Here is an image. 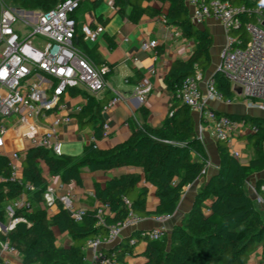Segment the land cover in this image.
<instances>
[{"label":"trees","instance_id":"obj_1","mask_svg":"<svg viewBox=\"0 0 264 264\" xmlns=\"http://www.w3.org/2000/svg\"><path fill=\"white\" fill-rule=\"evenodd\" d=\"M61 1L64 0H8L7 3L22 9L47 11ZM162 1L169 4L166 18L182 30L185 38L193 40L196 47L189 59L173 62L165 78L174 98L160 126H152L146 120L135 123L128 141L111 149L96 148L92 141L78 156H56L44 147L30 148L22 160V182L11 179V160L7 155H0V225L7 223L8 204L23 194L31 203V209L15 210L14 218L23 217L26 221L18 222L12 230H0V241L9 239L22 256L21 262L13 264H91L85 254L89 239L105 235L108 226L124 220L130 209L141 217L173 215L184 187L207 176L208 150L197 134L192 109L177 96L175 87L196 70L204 74L208 72L212 66L214 36L206 25L200 27L192 21L185 0ZM225 1L253 4L249 0ZM102 2L95 1L94 5ZM114 5L118 13L127 15L133 22H138L145 14L155 16L161 12L145 6L144 0H114ZM128 8L130 12L127 14ZM163 50L160 48L158 54ZM96 63L105 65L99 59ZM212 76L224 97L233 98L234 92L224 74L216 70ZM137 77L135 82L144 78L140 73ZM71 93L85 94L87 102L77 114L79 121L83 124L86 121L99 122L94 137L97 140L103 138L105 102L79 89H72ZM143 114L147 115L145 109ZM229 115L256 126V131L248 135L256 156L244 164L230 153L228 144L220 140V166L198 191L191 212L182 224L174 227L170 240L167 236L163 239L144 237L141 230H136L132 238L106 250L111 260L126 264V256L133 252L137 242L144 240L147 243L146 264H249L257 244H263V260L258 264H264V216L247 187L250 177L264 170V117ZM86 167L105 172L123 167L140 169L146 183L155 187L159 199L157 207L153 211L148 208V187H139L141 173L129 171L112 177L104 186L95 184L97 199L110 208V213L104 216L105 225H98L96 208L87 209L80 222L62 203H56L57 210L50 214L44 197L48 185L46 173L58 177L64 184L75 182L81 185ZM28 184L32 189L26 188ZM258 189L264 199V190L261 186ZM56 230L71 236L72 243L59 245Z\"/></svg>","mask_w":264,"mask_h":264},{"label":"built area","instance_id":"obj_2","mask_svg":"<svg viewBox=\"0 0 264 264\" xmlns=\"http://www.w3.org/2000/svg\"><path fill=\"white\" fill-rule=\"evenodd\" d=\"M82 1L64 0L54 8L42 11L22 9L0 0V155H7L11 160L12 180L22 182V160L28 149L44 147L56 156L64 154L60 129L71 123L84 106H72L67 100L71 97L72 89L96 95L107 88L105 75L109 67L97 66L79 43L80 36L87 42H97L105 32V25H79L76 13ZM249 1L253 4L185 0L196 25L204 26L207 19L214 18L224 28L226 41L217 70L229 80L233 98L224 97L213 76L205 79L201 70H196L175 87L183 103L189 105L199 121L202 124L206 122L218 141L226 142L230 153L238 158L241 152L234 145L237 132L243 128L246 133H254L257 128L218 112L212 103L223 101L231 105L242 101L250 111L264 112V2ZM103 2L116 9L114 0ZM19 23L31 27V32L21 35L16 28ZM33 37H39L37 44ZM158 45V40L147 39L141 48L148 51ZM151 90L152 85L145 77L134 85V94L141 102L146 101ZM122 100L124 97L117 93L104 110H109ZM108 129L109 125L105 124L104 137ZM92 141L98 148L97 139L93 137ZM47 177L44 197L48 208L62 203L78 222L82 221L87 209L77 207L72 190L62 182L57 185L58 177ZM26 188L32 189V186L28 184ZM126 203L130 207L128 199ZM23 207L31 209L25 194L15 200L13 206H9L11 223L7 231L14 229L18 222L26 221L23 217L14 218L16 208ZM96 209L98 225H105L104 216L110 213L109 206L101 204ZM169 216L158 215L157 220L161 224L143 230L142 235L151 239L166 237L168 231L164 221ZM141 221L142 217L130 209L124 220L108 226L105 235L87 241L85 249L92 252V257L86 259L91 264H120L110 259L104 247L113 245L124 229L136 228ZM17 254L16 246L9 239L0 241V264H13L11 257Z\"/></svg>","mask_w":264,"mask_h":264},{"label":"crops","instance_id":"obj_3","mask_svg":"<svg viewBox=\"0 0 264 264\" xmlns=\"http://www.w3.org/2000/svg\"><path fill=\"white\" fill-rule=\"evenodd\" d=\"M94 3L95 1L93 0H83L81 7L76 13V19L79 25L90 24L93 27L105 22L103 24L105 25V32L97 42L91 43L84 39H79V43L85 54L96 65V59H99L109 67V71L106 74L107 88L94 96L98 100L105 102L104 108L117 93L124 97V100L109 110L103 109L102 111V130H105V124L109 125V129L107 136L97 140V146L102 149H111L129 140L132 133V126L135 123H142L146 120L152 126H160L162 124L170 111L174 98V93L168 87L165 78L173 62L179 59L187 60L192 56L196 44L193 40L185 38L182 30L166 18L169 8L167 2L162 0H144L145 6L157 8L161 12L155 16L145 14L138 22H133L127 15L123 16L118 13L115 8L105 2L100 3L98 6L94 5ZM129 12L130 9L128 8L127 14ZM205 25L214 36V45L211 49L212 66L205 74V79H207L218 69L226 36L224 28L218 20L209 18ZM147 39L158 40L159 45L157 48L148 51L143 50L141 44ZM160 48L164 49L162 54H158ZM134 58H137V60ZM137 73L148 78L152 85V90L148 94L145 102H141L134 94V85L138 83L135 82L138 78ZM119 76L123 78L121 83L117 82L118 79L116 77ZM127 79L129 82H126ZM70 95V98L68 95L66 97H68L67 100H69L72 106L84 105L87 102L84 93L76 95L71 93ZM212 107L220 112L236 111L242 113L240 103L237 102L228 105L223 101H216L212 103ZM143 109L146 110L147 115L143 114ZM195 119L197 134L202 139L210 156L207 165V176L198 178L195 182L184 187L176 212L164 221L169 240L174 227L182 224L191 212L198 191L217 172L220 166L218 152L219 141L216 135L208 127L206 122L202 124L197 117ZM99 124V122L95 123L91 121H86L83 124L79 121L78 116H76L71 123L63 125L60 129L63 146L64 144L77 143L79 152L74 153H80L79 155H82L85 145L91 142L95 135L96 127ZM249 134L242 128L237 132L234 139L236 149L241 152L239 159L244 164H247L256 156V151L248 142ZM129 171L141 173L142 178L139 182V187L147 185L148 208L153 211L159 202L155 187L146 183L145 177L140 169L133 167H123L108 172L92 171L87 167L84 168L82 184L78 185L72 182L68 185L75 195L77 207L92 209L100 206L102 203L96 197L95 184L98 183L104 186L112 177ZM46 175L49 176L50 174L46 173ZM56 183L59 185L61 180L58 178ZM260 186L261 189L264 187V170L253 174L247 182L250 193L251 190H258ZM56 192L59 193L58 190ZM56 210L57 205L55 204L49 209L50 214H53ZM260 210L264 216V209ZM157 216L155 214L144 216L136 228L124 229L120 238L113 245L104 247L105 251L111 249L126 238H132V234L136 230L143 231L158 227L161 223L157 220ZM0 230L4 231L5 229L0 225ZM56 236L59 245L68 246L72 243V238L68 234H61L56 230ZM259 246L260 248L257 252H252L249 264H258L263 260V244ZM146 250V241L140 240L136 243L133 252L126 256L125 263L146 264ZM85 254L86 258L90 260L92 252L85 249ZM11 259L13 263H18L21 262L22 256L18 253L12 256Z\"/></svg>","mask_w":264,"mask_h":264},{"label":"rangeland","instance_id":"obj_4","mask_svg":"<svg viewBox=\"0 0 264 264\" xmlns=\"http://www.w3.org/2000/svg\"><path fill=\"white\" fill-rule=\"evenodd\" d=\"M16 28L20 31V34L23 35V36H25V35H27L28 33L31 32V27L25 25L24 23H19L16 26ZM37 38H39V37H33V41H34L35 44H37V42H38ZM116 78L118 79L117 82L118 83H121V81H122L123 78L120 77V76L119 77H116ZM237 103H240V107H241L240 110L242 112H249L250 111L248 109L247 105L244 102L238 101ZM252 112L255 115L263 116L264 117V112H262V111H256V110H254ZM194 116L197 117L195 114H194ZM78 150L79 149H78L77 143L64 144V146H63V153L64 154H67L68 153V154H71V155H79L80 153H78V154L74 153V152H79ZM251 194L254 197V199L256 200V203H257L258 207L260 209H264V199H263V197L261 195V190H259V189L258 190L256 189V191L255 190H251ZM11 205L13 206V203L8 204L7 207H6L7 208V223H6L7 226H9V224L11 223V217H10L9 211H8L9 210V206H11ZM167 237H168V234H167ZM259 245L260 244H257L255 246L254 251L257 252L259 250V248H260Z\"/></svg>","mask_w":264,"mask_h":264},{"label":"water","instance_id":"obj_5","mask_svg":"<svg viewBox=\"0 0 264 264\" xmlns=\"http://www.w3.org/2000/svg\"><path fill=\"white\" fill-rule=\"evenodd\" d=\"M223 113H226V114H242V115H252V116H258V115H255L252 111L250 112H242V113H239V112H236V111H226V112H223ZM263 117V116H262ZM250 135V134H249ZM1 226L7 230V226L5 224H1Z\"/></svg>","mask_w":264,"mask_h":264}]
</instances>
